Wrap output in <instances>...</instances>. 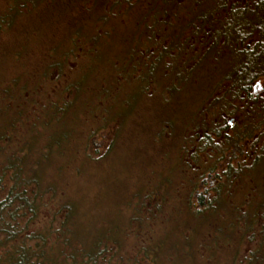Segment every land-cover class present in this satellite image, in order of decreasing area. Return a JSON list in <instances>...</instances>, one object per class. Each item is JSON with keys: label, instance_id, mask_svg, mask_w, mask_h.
Segmentation results:
<instances>
[{"label": "trees", "instance_id": "16d2710c", "mask_svg": "<svg viewBox=\"0 0 264 264\" xmlns=\"http://www.w3.org/2000/svg\"><path fill=\"white\" fill-rule=\"evenodd\" d=\"M3 6L0 264H264V0Z\"/></svg>", "mask_w": 264, "mask_h": 264}, {"label": "rangeland", "instance_id": "374dc122", "mask_svg": "<svg viewBox=\"0 0 264 264\" xmlns=\"http://www.w3.org/2000/svg\"><path fill=\"white\" fill-rule=\"evenodd\" d=\"M4 1L5 0H0V11L2 10V8L4 7ZM54 80V79H52ZM64 80V79H63ZM60 83L63 82V81H59ZM52 91V88L51 87H43V88H40L39 89V92L40 94L42 93H47V92H51ZM34 99L36 100H40L38 98V96L36 95V92H35V95H33ZM149 152V151H148ZM152 161V158H149V157H143L142 159H137L136 162L134 163V167H135V170H136V179L138 178L141 170L143 168H146ZM153 163H155L157 166L159 164V160L158 161H152ZM148 169V168H147Z\"/></svg>", "mask_w": 264, "mask_h": 264}]
</instances>
